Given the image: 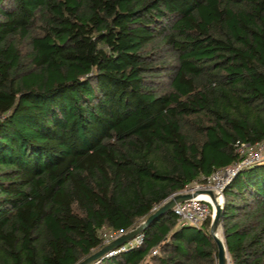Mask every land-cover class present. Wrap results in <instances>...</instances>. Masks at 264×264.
Instances as JSON below:
<instances>
[{
	"label": "trees",
	"instance_id": "16d2710c",
	"mask_svg": "<svg viewBox=\"0 0 264 264\" xmlns=\"http://www.w3.org/2000/svg\"><path fill=\"white\" fill-rule=\"evenodd\" d=\"M263 137L264 0H0V264H76ZM210 225L169 209L88 264H217ZM221 229L264 264V161Z\"/></svg>",
	"mask_w": 264,
	"mask_h": 264
},
{
	"label": "built area",
	"instance_id": "2783aa9c",
	"mask_svg": "<svg viewBox=\"0 0 264 264\" xmlns=\"http://www.w3.org/2000/svg\"><path fill=\"white\" fill-rule=\"evenodd\" d=\"M235 151L238 159L232 163L220 166L214 169L207 175L203 181L196 180L198 183L195 186L186 185L178 192H192L199 190L196 195L173 205V211L176 214L177 221L181 225H198L208 216L212 218L214 213V204L208 193L211 190L217 201H223V189L230 179L244 166H248L257 162L264 161V137L253 141H239L236 143ZM160 205V204H159ZM154 206V208L158 207ZM122 232H113L109 237L105 238V242L110 241ZM142 241V233L140 232L134 238L128 240L123 245H120L105 255L116 253L129 245L138 244ZM155 252V250H153ZM231 264V263H229Z\"/></svg>",
	"mask_w": 264,
	"mask_h": 264
},
{
	"label": "water",
	"instance_id": "95a60500",
	"mask_svg": "<svg viewBox=\"0 0 264 264\" xmlns=\"http://www.w3.org/2000/svg\"><path fill=\"white\" fill-rule=\"evenodd\" d=\"M198 192L199 190H194L192 192H176L170 195L158 207H156L144 220H142L132 228L128 229L127 231L122 232L115 238L111 239L110 241L102 245L99 249L95 250L90 255H88L81 261L77 262L76 264H88L94 259L105 255L110 250L120 245H123L125 242H127L128 240L134 238L137 234H139L151 220L158 217L165 211L172 209L175 203L190 198L191 196L196 195ZM208 193L215 207L213 216L211 218V225L209 232L212 235L217 246V264H229L228 262L229 257L226 251L223 238L222 236L218 235V227L219 225H221V217H222V202L217 201L211 190H208Z\"/></svg>",
	"mask_w": 264,
	"mask_h": 264
},
{
	"label": "rangeland",
	"instance_id": "374dc122",
	"mask_svg": "<svg viewBox=\"0 0 264 264\" xmlns=\"http://www.w3.org/2000/svg\"><path fill=\"white\" fill-rule=\"evenodd\" d=\"M197 183H198V181H193V182H191V183L188 184V185H189V186H195ZM218 230H219V231H218V235H219V236H222L221 225H219ZM110 234H112V233H107V236L109 237ZM106 243H107V242H106ZM228 262L230 263V260H228Z\"/></svg>",
	"mask_w": 264,
	"mask_h": 264
},
{
	"label": "bare ground",
	"instance_id": "6f19581e",
	"mask_svg": "<svg viewBox=\"0 0 264 264\" xmlns=\"http://www.w3.org/2000/svg\"><path fill=\"white\" fill-rule=\"evenodd\" d=\"M219 231V230H218Z\"/></svg>",
	"mask_w": 264,
	"mask_h": 264
}]
</instances>
